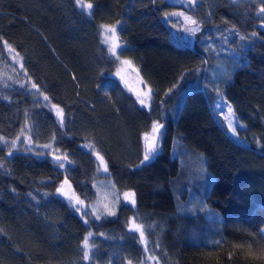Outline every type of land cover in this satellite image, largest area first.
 <instances>
[{
    "label": "trees",
    "instance_id": "16d2710c",
    "mask_svg": "<svg viewBox=\"0 0 264 264\" xmlns=\"http://www.w3.org/2000/svg\"><path fill=\"white\" fill-rule=\"evenodd\" d=\"M180 8L199 28L187 39L165 20ZM104 26L150 109L113 76ZM102 180L134 205L94 216ZM263 229L264 0H0V264H264Z\"/></svg>",
    "mask_w": 264,
    "mask_h": 264
},
{
    "label": "rangeland",
    "instance_id": "374dc122",
    "mask_svg": "<svg viewBox=\"0 0 264 264\" xmlns=\"http://www.w3.org/2000/svg\"><path fill=\"white\" fill-rule=\"evenodd\" d=\"M234 1L242 2L244 0H234ZM188 2L189 0H184L183 5L184 6L187 5ZM181 9L182 8H180V10L178 11L174 10V12L168 15L165 18V20L168 22L169 20H175L177 18V21H175L174 24L169 22V25L175 28L174 29L175 33H177L176 30L179 31L182 29L181 31L184 32L183 36L184 38L187 39L190 33L193 35L195 32L199 30V28L195 26V21L192 19V17L187 16L185 13L181 11ZM102 34H103L102 36H104L103 37L104 43L110 48L112 55L115 56L116 59H118V66H117L118 68L117 71L113 74V76L119 79L122 85L124 86V88H126L128 92L130 91L134 95L139 105H141L144 108L150 109L151 102L153 100L151 87H149L146 84L143 76L141 75L139 67L135 66L133 61L130 60L129 58L126 59L119 54V51L123 50L125 46L121 43L118 26H104L102 29ZM213 38L214 37L212 35L207 36V41L209 46L213 45L212 44ZM10 54H11L10 61H11L12 69L14 70V72L18 74H22L24 72L22 61L15 53L10 52ZM219 60L221 62V65L219 66L221 68L218 71L219 75L218 77L216 76L217 77L216 80L221 79L220 82L222 83L227 78L230 70L228 69L227 64L225 62L228 61V58H220ZM235 65H236V61H235ZM44 101L46 102L45 99ZM46 103L48 104V102ZM213 105H214V111L215 110L218 111L219 115L224 121L225 126H227L230 135L234 136L235 138L239 137L238 128L243 126L240 124V121L238 120L237 114H235L232 104H230L225 98L220 97ZM52 109L54 113H57L59 116L62 117L63 114L62 112H60V110H58L57 108H52ZM154 137H155V133H153L152 136L149 138L150 140L149 142H153L152 139ZM25 138H26L25 144L29 143L28 136ZM18 143L19 141H15L12 144V146H17ZM102 168L104 170L103 174H106V169L108 174V168L106 167L105 169V166H103ZM98 185H99L98 186L99 199L94 204V207H92L94 216L101 217L103 216V214L113 216V214L117 210L119 203L125 202L130 205H134L135 194L133 192L126 191L123 193H118L114 189L113 185L103 180ZM67 194L69 195L68 192ZM76 201L77 203H79L78 199ZM79 205L83 206L82 202H80ZM83 207L82 209L84 211L88 210V207H86L85 205ZM79 214L80 217L83 218L84 223L88 224L89 223L88 217H86L81 213ZM130 226L133 232L135 233L137 232L141 237H143V231L141 226H139L136 222L135 223L132 222ZM150 264H153V262H151Z\"/></svg>",
    "mask_w": 264,
    "mask_h": 264
},
{
    "label": "water",
    "instance_id": "95a60500",
    "mask_svg": "<svg viewBox=\"0 0 264 264\" xmlns=\"http://www.w3.org/2000/svg\"><path fill=\"white\" fill-rule=\"evenodd\" d=\"M166 1H168L171 5H174V6L178 7L179 5L183 4L184 0H166ZM160 132H161V130H158L156 132L155 137L152 139L153 142H150L147 145L146 151H147L148 156H152L157 151L159 140H160L159 139ZM53 160L56 163H61L62 162V158H60V157H58V158L57 157H53ZM99 160H100V164L104 165L102 158H99ZM64 186L69 188V192L72 191V187L69 186V184L67 182L64 184ZM60 193H61L62 197H64L65 199H68L67 193H66V191L64 189L60 190Z\"/></svg>",
    "mask_w": 264,
    "mask_h": 264
}]
</instances>
